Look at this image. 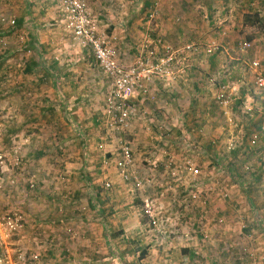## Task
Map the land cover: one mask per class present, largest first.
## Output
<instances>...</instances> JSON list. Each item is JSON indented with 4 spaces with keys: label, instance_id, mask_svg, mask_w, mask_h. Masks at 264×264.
I'll list each match as a JSON object with an SVG mask.
<instances>
[{
    "label": "rangeland",
    "instance_id": "374dc122",
    "mask_svg": "<svg viewBox=\"0 0 264 264\" xmlns=\"http://www.w3.org/2000/svg\"><path fill=\"white\" fill-rule=\"evenodd\" d=\"M81 1L113 60L136 68L131 102L141 116L111 126L114 80L74 39L62 1L0 0V214L20 209L27 218L0 239V264L19 253V264H233L249 249L264 264V0ZM48 92L39 115L35 95ZM123 141L141 186L118 166ZM199 202L221 203L227 221L235 211L236 241L217 244L226 223H199ZM195 247L207 253L202 263L190 256Z\"/></svg>",
    "mask_w": 264,
    "mask_h": 264
},
{
    "label": "built area",
    "instance_id": "2783aa9c",
    "mask_svg": "<svg viewBox=\"0 0 264 264\" xmlns=\"http://www.w3.org/2000/svg\"><path fill=\"white\" fill-rule=\"evenodd\" d=\"M60 1L67 7L66 12L70 15L69 26L71 27L74 39L85 41V45L92 48L104 72L113 78L114 90H110L106 95V113L108 114L112 127L119 130L120 128L124 129L129 125L130 121L139 114V109L131 102L132 97L135 96V93L139 90V87H141L140 82L134 78L136 68L131 67L130 69H125L124 65L117 64L116 61L113 60L112 51L106 47L104 41H102L90 27V14L85 2L81 0ZM156 2H158V0H156ZM11 22L14 24L15 19ZM245 46H249V43H246ZM253 65L257 67L259 62L254 61ZM257 84L260 91L264 93L263 75L258 77ZM253 142L257 141L255 140ZM120 153L121 157L119 158L118 166L121 169L123 178L127 181H133L137 186H141L142 181H140L138 172L132 168L133 152L129 141H123L121 143ZM0 159L1 162L4 161L2 154H0ZM105 184L107 187L111 185L109 181ZM31 185L34 186L33 184ZM0 212H2L1 208ZM148 212L151 213V209H148ZM152 220L155 222V219ZM26 223L27 218L22 210L10 209L4 211L2 215L0 214V239L7 240L11 238L12 235L20 232ZM34 258H38V255H34ZM6 259L7 261L4 262L5 264H19L20 261L26 259V255L25 253H19L16 260H13L10 254H8L6 255Z\"/></svg>",
    "mask_w": 264,
    "mask_h": 264
},
{
    "label": "crops",
    "instance_id": "0c3cea01",
    "mask_svg": "<svg viewBox=\"0 0 264 264\" xmlns=\"http://www.w3.org/2000/svg\"><path fill=\"white\" fill-rule=\"evenodd\" d=\"M56 78V77H55ZM41 81H43V82H45V80H46V77L44 78H41L40 79ZM60 81H61V79H58V80H56L55 82H59L60 83ZM34 83V81L33 82H31V80H28V82H24L23 83V88L25 87L26 89H29L28 87L29 86H31L32 84ZM37 84H40V82H38ZM29 94L32 96L33 95V93L32 92H29ZM45 93H43V95L41 94V95H35V96H38L37 97V101L38 102H41V104L42 105H40V107L38 108V111L40 112L39 113V115H47V110L45 109V107L43 106V100L45 101V100H48L47 98H52L53 97V92H51V93H49L48 92V94H46V95H44ZM43 96H45V97H43ZM263 97V105H264V96H262ZM244 101V100H243ZM260 104L258 103V102H255V104H254V106H259ZM255 110V109H254ZM37 111V112H38ZM245 112H246V110H244ZM35 112H36V109L35 108H33V107H29L27 110H25L24 111V113L26 114V116H27V119H26V122H29V120H31V118H34V114H35ZM240 113V112H239ZM155 113L153 112V114L152 115H154ZM262 114H263V116H261L260 115V117H259V120H260V118H263V123L261 124V126H262V128H264V110L262 111ZM139 116H141V114H139ZM244 116H246V115H244ZM257 116H259V115H257ZM254 117V119H253V121H257L258 120V117ZM79 122H80V120H78ZM83 121L85 122V119H83ZM33 123L34 122H31V123H29V125H33ZM22 125V124H21ZM28 125V124H27ZM82 125H84V124H82ZM26 127V126H25ZM14 128H18V127H14ZM41 128V127H40ZM144 128H146V125H144ZM90 130V129H89ZM91 130H93V127L91 128ZM139 132V133H138ZM144 132H146V130L144 129V131L142 130V129H140V130H138L137 132H136V134H140V140H142V142H144V143H142V144H144L145 146H146V144H147V140H149L147 137V134H145ZM32 136V135H31ZM28 137V139H30V138H32V137H30V135H28L27 136ZM31 140V139H30ZM89 141V140H88ZM151 141V140H150ZM149 141V142H150ZM87 144V138H85V145ZM89 144V147H94V142H92V140H90V142L88 143ZM151 144V145H150ZM143 145V146H144ZM152 143H149L148 144V146H150V147H152ZM87 147H88V145H87ZM92 158V159H91ZM88 160H89V162L90 163H92L93 162V157H92V155L90 154V156L88 157ZM57 171V170H56ZM48 173V172H47ZM70 175H71V173H70ZM39 176L40 177H42L41 176V174H39ZM252 176H254V174L253 175H251V177ZM76 193L78 192V191H75ZM99 193V192H98ZM102 194V193H101ZM100 194V195H101ZM102 196H103V194H102ZM106 201V199H104V201H103V204H104V202ZM196 205V203H192L191 204V206H192V208L194 207ZM189 206V205H188ZM188 206H187V210H189L188 209ZM222 206V204L221 203H218L217 205H204V204H202V202H199L198 203V206H197V209H196V211L198 212V222L199 223H201L202 221H205V219L204 218H207V219H217L218 217L220 218V220H219V224H225V225H223L224 226V231H223V233L221 234L222 236H221V238L220 239H218L219 241L217 242V244H219V243H221L222 241L224 242H226V243H232L233 241H236L237 240V238H238V235H239V233L236 231V227H237V225L236 224H234V225H232V222H235V223H237V216H236V214H234V212L235 211H233V215L232 216H230V217H226L227 219H228V221L225 219V218H222V217H220V215H221V212H222V209L221 208H218V207H221ZM237 206V205H236ZM196 207V206H195ZM194 207V208H195ZM59 209H61V207L59 208ZM226 210V209H225ZM231 211V210H230ZM196 212V213H197ZM211 212L213 213V214H211ZM189 214L190 213H188L186 216H185V221H186V219L189 217ZM226 216H227V211H226ZM240 217V216H239ZM64 219H66V217H65V214H63V215H61L60 214V216L58 217V219H57V221L58 222H60L59 224L61 225V228H67V226L64 224ZM223 221V222H220V221ZM243 222V221H242ZM250 222H252V221H250ZM189 224L190 222L187 220L186 221V224ZM240 223H241V220H240ZM249 223V222H248ZM248 223H246V224H248ZM125 224V223H124ZM137 224V223H136ZM135 224V225H136ZM232 225V226H234L233 228H234V230H232V227H230V228H228V225ZM250 225L252 224V223H249ZM248 224V225H249ZM220 226H222V225H220ZM252 231H255V227H254V225H251L250 227H249ZM201 234H204V233H202L201 232ZM245 234V233H244ZM248 235H250V236H252L253 237V235L252 234H248ZM200 236V235H199ZM202 236V235H201ZM240 236V235H239ZM254 241V240H253ZM259 242H260V240H258ZM215 242V241H214ZM213 242V243H214ZM261 243H264V241H261L260 242V244ZM215 244H216V242H215ZM213 245V244H212ZM214 247V246H213ZM212 248V247H211ZM215 248V247H214ZM194 250L195 251H197V255H198V261H200L201 263L203 262L201 259H200V256L202 255V256H204V254H207L206 252H204V251H202V247H195L194 248ZM250 251V253L251 254H253L254 255V253H253V250H251V249H249ZM264 254V247L262 248V252H260V254ZM209 255H213V254H209ZM53 257H55V253H54V255H52ZM71 256L72 255H70V254H68V256H65V257H67L68 259H70L71 258ZM261 256V255H260ZM260 256H258V257H260ZM76 258H79V257H77V255L75 256ZM192 257V256H191ZM86 258H88V257H86ZM206 261H208L207 259H206ZM245 262L246 263H248V264H254V260H253V258H251V260L249 259V258H247L246 260H245ZM213 264V263H212ZM215 264V263H214ZM234 264V263H233Z\"/></svg>",
    "mask_w": 264,
    "mask_h": 264
},
{
    "label": "trees",
    "instance_id": "16d2710c",
    "mask_svg": "<svg viewBox=\"0 0 264 264\" xmlns=\"http://www.w3.org/2000/svg\"><path fill=\"white\" fill-rule=\"evenodd\" d=\"M24 22H25V17H24V19L23 18L19 19V20L15 19L16 27L23 25ZM39 64H40V61H33L32 64L28 65V68L31 70L32 67H34L35 65L38 66ZM190 254H191L190 256H192V258H194L195 256H198L197 251H195L194 249L191 250ZM247 258H249L251 260L252 257L250 256V253H244L243 255L238 254V257L236 258V261L234 262V264H241L243 259L246 260ZM213 264H214V262H213Z\"/></svg>",
    "mask_w": 264,
    "mask_h": 264
}]
</instances>
